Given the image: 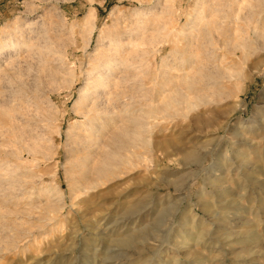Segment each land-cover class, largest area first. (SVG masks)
Wrapping results in <instances>:
<instances>
[{
  "label": "rangeland",
  "instance_id": "rangeland-1",
  "mask_svg": "<svg viewBox=\"0 0 264 264\" xmlns=\"http://www.w3.org/2000/svg\"><path fill=\"white\" fill-rule=\"evenodd\" d=\"M263 30L264 0H0V264H264Z\"/></svg>",
  "mask_w": 264,
  "mask_h": 264
},
{
  "label": "bare ground",
  "instance_id": "bare-ground-1",
  "mask_svg": "<svg viewBox=\"0 0 264 264\" xmlns=\"http://www.w3.org/2000/svg\"><path fill=\"white\" fill-rule=\"evenodd\" d=\"M89 14H90V13H89ZM91 14H92V13H91ZM215 14H216V13H215ZM220 14H221V13H220ZM89 16H91V15H89ZM212 16H213V15H212ZM213 17H214V16H213ZM215 17H216V16H215ZM198 18H199V17H198ZM86 20H87V19H86ZM205 20H206V19H205ZM205 20H204V21H205ZM207 20H208V19H207ZM201 21H203V20H201ZM216 22H217V21H215V23H216ZM247 22H248V21H247ZM215 23H214V24H215ZM222 25H223V24H222ZM90 26H91V25H90ZM214 26H215V25H214ZM91 27H92V26H91ZM93 27H94V26H93ZM206 28H207V27H206ZM216 29H217V28H216ZM263 32H264V30H263ZM216 33H217V32H216ZM219 33H220V32H219ZM220 37H221V36H220ZM258 38H259V36H258ZM261 38H262V36H261ZM199 40H200V39H199ZM216 40H217V39H216ZM228 40H229V39H228ZM239 40H240V39H239ZM246 40H247V39H246ZM203 41H204V40H203ZM213 41H214V40H213ZM229 41H230V40H229ZM233 41H234V40H233ZM196 42H198V40H197ZM205 42H206V41H205ZM237 42H238V41H237ZM224 43H225V42H224ZM241 44H242V42H241ZM204 45H205V44H204ZM240 47H241V46H240ZM243 48H244V46H243ZM240 49H241V48H239V50H240ZM119 50H120V49H119ZM239 50H237V51H239ZM243 51H244V49H243ZM126 52H127V51H126ZM130 54H131V53H130ZM126 55H127V54H126ZM127 56H128V55H127ZM116 60H117V59H116ZM120 60H122V59H120ZM117 61H118V60H117ZM115 62H116V61H115ZM119 62H120V61H119ZM120 63H121V62H120ZM256 63H257V64L255 65L256 68L259 67L260 64H262L261 62H256ZM116 66H118V64H116V65L111 64V65H110V68H111L110 70H114V68H115ZM262 66H263V65H262ZM126 67H127V66H126ZM259 69H260V68H259ZM116 79H117V78H116ZM240 79H241V78H240ZM99 80H101V79H99ZM112 80H113V79H112ZM182 80H183V79H182ZM186 80H188V77H187V76L185 77V83H187ZM101 81H102V80H101ZM117 81H118V80H117ZM109 82H110V80H109ZM109 82H107V83H109ZM103 83H104V82H103ZM107 83L102 84V82H101V83L99 82L98 85H102V86L105 88V86H106L105 84H107ZM114 86H115V85H114ZM106 87H107V86H106ZM115 87H116V86H115ZM81 97H82V96H81ZM189 99H190V98H189ZM80 101H81V100H80ZM80 101H79V102H80ZM186 101H187V98L185 97V102H186ZM79 102H78V103H79ZM78 103H77V104H78ZM80 104H81V103H80ZM86 104H87V103H86ZM183 104H185V103H183ZM90 105H91V104H90ZM89 107H90V106H89ZM93 108H94V107H93ZM91 110H92V109H91ZM79 112H81V111H79ZM82 112H83V111H82ZM84 112H85V111H84ZM84 112H83V113H84ZM86 112H87V111H86ZM89 112L91 113V111H88V113H89ZM81 114H82V113H81ZM100 114H101V113H100ZM77 115H78V112H77ZM83 115H86V114H83ZM83 115H82V116H83ZM88 115H89V114H88ZM80 116H81V115H80ZM82 116H81V117H82ZM84 117L86 118V117H88V116H84ZM84 117H83V118H84ZM98 118H99V117H98ZM88 119H89V118H88ZM88 119H87V120H88ZM90 120H91V119H90ZM90 120L88 121V123L86 122L87 125H88V124H91V123H94V120H93V121L91 120L92 122H91ZM81 122H82V121H81ZM90 122H91V123H90ZM73 124H74V123H73ZM83 124H85V123H83ZM92 125H94V124H92ZM84 127H86V125H85ZM87 127H88V126H87ZM90 127H91V126H90ZM73 128H74V127H73ZM70 133H71V132H70ZM87 135H88V134H87ZM90 137H92V136H90ZM128 140H129V139H128ZM129 141H130V140H129ZM131 141H132V140H131ZM84 144H85V143H84ZM87 144H89V142H88ZM127 144H128V143H127ZM90 145H91V144H90ZM85 149H86V148H85ZM88 149H89V148H88ZM86 150H87V149H86ZM84 151H85V150H84ZM88 151H89V150H88ZM86 152H87V151H86ZM81 154H83V153H81ZM88 154H89V153H88ZM83 156H84V155H83ZM89 156L92 157V155H89ZM90 157H89V158H90ZM77 158H78V157H77ZM92 158H93V157H92ZM90 159H91V158H90ZM92 160H93V159H92ZM114 160H115V159H114ZM80 161H81V159H80ZM88 161H89V160H88V157H86L85 159H83V165H85L87 169H88V166H91V165H89L90 162H88ZM92 162H93V161H92ZM92 162H91V164L94 163V162H93V163H92ZM114 162H115V161H114ZM81 163H82V161H81ZM104 163H105V162H104ZM107 163H108V162H107ZM110 164H111V163H110ZM83 165H82V166H83ZM85 166H84V168H85ZM93 166H94V165H93ZM96 166H97V165H96ZM102 166H103V165H102ZM102 166H101V167H102ZM105 166H106V165H105ZM97 167L99 168V165H98ZM81 168H82V167H81ZM90 168H91V167H90ZM92 168H94V167H92ZM92 168H91V169H92ZM104 168H105V167H104ZM82 169H83V168H82ZM87 169H86V170L83 169L84 171H86V174H84V176H86V175L89 176L90 174H92V175H90V176L88 177V179L86 178L87 180L85 179L86 182L83 181V183H82L83 187H85V185H84V182H85V184H86V183L88 184V186H87V184H86L87 187H85V188H87V189H95V188H98V187H99L98 185H99V183H100V182H99V181H100V180H99V177H100V176H99L98 174H99V171H100L101 169L97 171V169L95 168L96 171H97L98 173L95 172V171H91V169H90V171H87ZM107 169H108V168H107ZM88 170H89V169H88ZM92 170H93V169H92ZM101 171H104V169L101 170ZM101 171H100V173H101ZM106 171H107V170L105 169V172H106ZM102 175H103V174H102ZM102 177H103V176H102ZM83 179H84V178H83ZM84 191H85V189H84ZM89 191H90V190H89ZM94 191H95V190H94ZM87 192H88V190H87ZM91 199H92V198H91ZM87 200H88V199H87ZM87 200H84L83 203H85V204H87V202L89 203V201H87Z\"/></svg>",
  "mask_w": 264,
  "mask_h": 264
}]
</instances>
